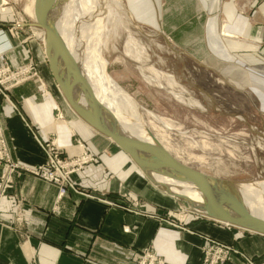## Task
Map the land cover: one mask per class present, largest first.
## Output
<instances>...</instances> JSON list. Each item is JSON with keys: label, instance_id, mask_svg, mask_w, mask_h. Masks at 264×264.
Here are the masks:
<instances>
[{"label": "crops", "instance_id": "1", "mask_svg": "<svg viewBox=\"0 0 264 264\" xmlns=\"http://www.w3.org/2000/svg\"><path fill=\"white\" fill-rule=\"evenodd\" d=\"M245 3L247 11L241 12ZM130 4L140 12H156V26L175 43L195 37L196 43L212 44L222 54L240 49L233 62L241 66L232 64V78L256 91L264 109V0ZM10 16L0 13V28L6 29ZM222 36L229 40L227 49ZM44 53L40 41L33 39L8 54L14 65L34 57L51 91L46 95L39 80L31 79L13 89L11 100L0 99V123L13 161L27 167L43 164V145L52 140L65 155L88 150L99 161L74 174L75 189L60 199L53 183L23 170L14 175L0 199V264H134L150 245L167 264H201L207 238L264 264V235L192 211L154 185L114 141L78 117L58 96L57 84L44 68ZM5 58L0 57V64ZM125 195L140 203V213L127 209ZM228 264L246 263L237 253Z\"/></svg>", "mask_w": 264, "mask_h": 264}, {"label": "rangeland", "instance_id": "2", "mask_svg": "<svg viewBox=\"0 0 264 264\" xmlns=\"http://www.w3.org/2000/svg\"><path fill=\"white\" fill-rule=\"evenodd\" d=\"M110 1L108 0V3ZM123 2L124 8L133 16L132 23L134 24L131 28H133L134 36L146 47L147 53L143 54L140 61L127 56L125 46L128 28L119 25L118 29L120 27L121 29L115 31L118 34L114 35L113 31L111 38L106 39L109 44L108 50L102 53V56L108 61L106 68L108 75L114 81L113 83L118 84L127 97L132 99L131 102L139 107L140 117L145 122V126L166 149L182 161L237 183L261 185L264 182V109L259 104L256 91L243 87L241 83L232 78V64L241 66L237 64V61L233 62L236 59V53L241 52L240 49L228 50L229 40L223 36L221 38L227 49L224 54L213 48L212 44L196 43L195 37H185L184 39H190L187 43H175L161 26H156L154 22L157 19L156 12L148 9L140 12L132 8L131 0H123ZM34 4L35 0H0V13L9 12L11 15V20L5 26L11 34V48L4 54L8 58L10 51L23 47L33 39H38L43 51L45 50V37H39V31L42 29L26 25V23L35 21ZM243 5L247 4H240L241 12L247 11V7L244 8ZM141 7L145 8L147 5L142 3ZM21 22L24 23L23 26H20ZM16 26L17 29H22L20 30L23 31L22 35L16 32ZM188 30L195 33L194 29ZM103 36L102 33L101 40H104ZM111 40L113 42L110 45ZM237 46H242V43ZM112 47L115 49L113 50ZM133 51L136 52L134 49ZM94 57L96 59L98 57L92 56L94 62H97ZM146 57L147 60H143ZM8 58L5 61L12 71H18L24 66L31 68L36 66V70L32 69L30 77L26 80L18 85L12 83L14 86L11 87L10 94L17 86L31 79H37L41 83L43 92L50 96L51 91L46 81L42 79L40 64L35 61L34 57H29L17 65L11 63ZM45 59L44 68L49 69L48 60ZM5 61L3 60L0 67ZM149 67L175 77V91L184 89L185 97L197 100L199 104L192 105L189 101L182 103L175 99L171 93V84L166 77H159L166 88L161 89L154 82L153 84L148 83L145 76L153 77L152 72L147 69ZM109 82L107 79L105 85L112 89L114 85ZM55 89L58 96L65 100L58 86ZM162 119L170 121L173 126L167 127ZM141 126H143L142 123ZM88 165H85L78 173ZM72 181L75 184L73 176ZM185 206L189 207L186 203ZM189 209L194 211L190 207ZM239 255L242 258L241 254ZM246 256L253 260L252 257ZM245 263L250 264L248 261ZM253 263L256 264L255 261Z\"/></svg>", "mask_w": 264, "mask_h": 264}, {"label": "water", "instance_id": "3", "mask_svg": "<svg viewBox=\"0 0 264 264\" xmlns=\"http://www.w3.org/2000/svg\"><path fill=\"white\" fill-rule=\"evenodd\" d=\"M60 6L50 0H35L34 22L26 23L45 31L44 47L49 70L65 100L75 114L99 133L122 148L146 177L166 193L185 202L196 213L264 235V216L254 210L246 184L237 183L182 161L166 149L148 128L152 142H142L122 129L115 116L94 92L82 72L78 51H71L58 27ZM77 51V52H76ZM159 178H167L197 188L202 200L192 199Z\"/></svg>", "mask_w": 264, "mask_h": 264}, {"label": "bare ground", "instance_id": "4", "mask_svg": "<svg viewBox=\"0 0 264 264\" xmlns=\"http://www.w3.org/2000/svg\"><path fill=\"white\" fill-rule=\"evenodd\" d=\"M50 2L52 4L54 3L55 5L58 4V6H60L59 9L60 17L57 23L58 27L60 29L62 36L64 37L68 46L70 47V50L71 51L73 50L75 51V49L78 50L76 58L79 57L82 66V72L84 73L85 77L91 82L94 88V92L96 93L95 96L104 103L110 114L115 116L119 126L122 129H124L125 131L130 133L133 137H135L136 139L142 142H152L153 138L150 136L148 128L145 126V122L140 117L141 114L139 107L131 102L132 99L127 97L126 93L122 90V88L118 84L115 85L113 83L114 81L111 79V77L108 75L106 71L108 61L102 56V53L108 50L109 44H107L106 41L109 39L113 31H114V35L115 33H117L115 31L116 29H118L119 25H124L126 28H128V38L125 46L126 55L132 56L136 58V60L140 61L143 57V54L147 53L145 49L146 47H144L139 42V39L137 38L138 39L137 40L134 36L133 28H131V26L134 24L132 23L133 16L124 8L123 0H111L109 3L108 0H50ZM110 22L111 24L109 25ZM99 25L100 27H98ZM119 29H121V27ZM222 31L225 35L229 36V34L225 32L224 29ZM102 33L104 35L103 36L104 40L103 39L101 40ZM39 37L42 38L45 37V31L43 29L39 31ZM111 42L113 41L111 40L109 42L110 45ZM116 42L117 41L115 39V43ZM147 43L150 44L151 42L150 43L147 42ZM133 49L136 50L135 53ZM94 55L98 57L97 59L94 57L97 60V62H94L92 58V56ZM120 57L117 58L119 61H120ZM143 60H147V57L144 58ZM147 69L152 72V76H153V77L145 76L148 83L153 84L154 82L161 89L166 88V86L162 84L161 83L162 81H160L159 79V77L160 78L166 77L171 84V86L170 84L169 86L171 87L170 88L172 90L171 93L174 95L175 99H177L179 102L182 103L189 101V103L192 105L199 104L197 100H194L192 98L191 99L186 98L184 94V89H182V91H179L178 89H177L178 91H175L174 89L176 88L174 87L176 84L174 80L175 77L173 78L169 74L166 75L164 73H161L155 70V68L153 67H149ZM107 79H109L110 84L114 85L112 89H110L105 85ZM95 85L97 86L95 87ZM148 113L150 114L151 112L148 111ZM153 116L155 115L153 114ZM132 118H134V120ZM162 120H164L167 127L173 126L170 121L166 119H162ZM141 123L143 124V126H141ZM144 128L146 129V131ZM159 179L163 181H167L169 184L174 185V187H176L177 189L178 187L180 188V186L183 187L182 189L183 193L185 195H188L192 199L200 201L203 198V193L195 187L180 184L177 181L167 178H159ZM246 191H247L246 193L248 194V201L251 207L264 216V182L261 185H258L257 183H248L246 184Z\"/></svg>", "mask_w": 264, "mask_h": 264}, {"label": "built area", "instance_id": "5", "mask_svg": "<svg viewBox=\"0 0 264 264\" xmlns=\"http://www.w3.org/2000/svg\"><path fill=\"white\" fill-rule=\"evenodd\" d=\"M243 7L245 8V5ZM23 25L24 23L21 22L20 26ZM17 26L15 27L16 29ZM20 30L22 29L18 28L16 32L22 35L23 31ZM9 48H11V34L8 30L0 28V57L4 56ZM35 67L24 66L22 68L20 67L18 71H12L7 61H5L3 66L0 67V99L10 100V89L14 86L12 83L18 85L26 80V78L30 77L32 69L36 70ZM34 72L37 73L36 71ZM43 149L46 154V161L41 165L27 167L13 161L8 149L4 129L0 123V166L2 168L0 174V199L12 186L14 175H17L20 170L29 172L56 185L60 199L68 190L75 189V184L72 181V176L75 173L82 170L85 165L99 161L98 155L88 150L83 151L77 157L65 155L57 147L54 140L45 143ZM125 197L128 201L127 209L135 213H140V203L131 199L128 195H125ZM234 253L241 254L245 261L254 264L252 259L238 252L232 245L212 238H207L206 243L202 247L201 264H228ZM134 264H167V262L150 245L141 250V256Z\"/></svg>", "mask_w": 264, "mask_h": 264}]
</instances>
